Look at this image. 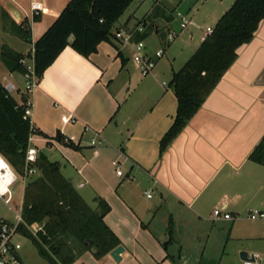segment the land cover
Returning <instances> with one entry per match:
<instances>
[{"label":"crops","instance_id":"1","mask_svg":"<svg viewBox=\"0 0 264 264\" xmlns=\"http://www.w3.org/2000/svg\"><path fill=\"white\" fill-rule=\"evenodd\" d=\"M70 1L0 0L2 39L19 37L13 28L32 22V44L22 39L26 49L0 46V75L7 82L0 85L18 84V99L25 79L8 71L2 48L24 54L25 63L33 65L34 43ZM34 3L43 10L33 22ZM125 27L117 23L114 34ZM145 34L153 54L160 48L149 40L158 33ZM165 56L166 51L154 74L144 77L130 62L131 50L122 51L115 38L89 57L68 46L31 95V123L38 133L31 146L45 154L44 147L68 149L65 144L73 139L85 152L84 171L77 170L85 181L76 189H85L82 197L93 209L97 198L107 202L111 210L104 221L124 248L120 262L111 253L97 257L87 251L73 264H244L242 252L264 259V219L249 216L253 210L264 212V166L250 160L264 138V20L199 111L161 152L178 106L170 86L158 80ZM70 113L76 121L65 124L63 116ZM58 134L63 145L51 142ZM93 139L99 140L95 146ZM72 159L79 167V159ZM216 209L232 219L215 218Z\"/></svg>","mask_w":264,"mask_h":264},{"label":"trees","instance_id":"2","mask_svg":"<svg viewBox=\"0 0 264 264\" xmlns=\"http://www.w3.org/2000/svg\"><path fill=\"white\" fill-rule=\"evenodd\" d=\"M132 0H71L54 24L34 43L32 59L38 81L45 71L68 47L89 57L102 42H112L114 29ZM153 21L147 30H157L158 21L173 9L157 1ZM39 17H35L37 21ZM264 20V0H235L232 7L219 19L209 35L177 72L169 83L177 98V113L173 125L161 140V152L183 131L202 107L206 99L238 57L239 49L249 44ZM31 23L15 26L13 30L25 42L32 44ZM147 28V26H145ZM146 33V31H145ZM136 41L145 40L146 34ZM139 34V33H138ZM123 63L126 58L121 53ZM1 59L11 73L25 75L28 68L22 61L25 55L7 46ZM28 95L18 100L0 85V155L21 179L26 177V155L32 133L30 119H25ZM38 134V133H37ZM66 146L79 150L72 141ZM250 160L264 166V138L255 148ZM34 167L38 176L27 177L23 195V220L38 223L43 231L37 237L21 230L37 247L49 264H73L83 253L97 248L103 257L117 247L120 241L104 219L111 208L97 198L93 209L82 197L71 180L61 172L57 162L39 153ZM86 243H92L90 247Z\"/></svg>","mask_w":264,"mask_h":264},{"label":"rangeland","instance_id":"3","mask_svg":"<svg viewBox=\"0 0 264 264\" xmlns=\"http://www.w3.org/2000/svg\"><path fill=\"white\" fill-rule=\"evenodd\" d=\"M157 1L163 3L169 10L173 9V12L168 13V19H166V17L159 19L162 27L159 31L154 30L155 34L156 32L158 33V40L153 38L149 40L151 45L158 46V49L160 48L166 51V56L159 64V68L163 70V74L160 75L161 77L158 78V80L161 83L166 82L167 85H169L173 71H179L201 45L203 32H205L208 27H215L219 19L232 7L235 0H132L118 23L127 26L125 29L129 31H133L139 26H147L144 30L146 31L151 27L153 11ZM182 18L191 23L183 30L181 28V23L183 22ZM170 30L177 33V37L172 41H169L168 38ZM3 42L9 46H15V48L22 47L23 49H26L24 48L25 44L20 36L10 39H2L0 37V46ZM127 55L130 56L128 52ZM130 62L133 65L132 56ZM19 76L20 78L22 77L21 75ZM2 78L3 75H0V82L6 85L7 82H4ZM16 85L18 86V84ZM22 88L24 90V87ZM12 96L16 99L19 98L17 92L13 93ZM56 140L57 136H55L51 142L54 144L57 143V145H63L60 142L58 144V140L57 142ZM44 153L52 162H58L61 164L62 174L67 179L71 180L75 187L77 184L85 181L82 178L83 175L81 176L79 174L80 172L77 171L79 169L84 171L82 165L85 162V157L84 161L82 160V157L85 156V152L82 153L80 150L71 147H68L67 149L64 147L62 148V146H53L52 149L51 147H44ZM74 156L79 159V167L72 163V157ZM108 172L110 171L108 170ZM26 181L27 179H25V181H19L16 184L17 193L11 203L12 209H10L3 200H0V221L7 220L13 223L15 222V212L18 210V207L23 200L24 187L27 183ZM79 192L85 198V189L80 190ZM89 204L92 205V203ZM15 240L22 245L23 257H27L24 264H49L39 254L37 247L29 237L17 235Z\"/></svg>","mask_w":264,"mask_h":264},{"label":"built area","instance_id":"4","mask_svg":"<svg viewBox=\"0 0 264 264\" xmlns=\"http://www.w3.org/2000/svg\"><path fill=\"white\" fill-rule=\"evenodd\" d=\"M43 10V5L41 3H34L32 5V12H33V22L34 18L41 15ZM183 22L181 23V28L186 29L191 23L188 20L182 18ZM32 23V22H31ZM146 27L139 26L133 31L126 30L125 28H121L115 32V39L120 43L122 51L124 50H131L132 61L141 73L142 76H150L153 75L157 66V62L165 55V51L163 49H159L155 51L153 54H150L147 51V44L145 41H136L135 40V33H143L145 32ZM214 28H207L205 32L204 40L213 33ZM177 37V33L175 31H169V41L174 40ZM28 68V73L24 75L25 84H24V94L28 95V100L26 102L25 108V119L31 120V115L33 111V102L31 100V95L38 87V80L36 78L34 72V65H27L25 61H22ZM164 86H167V83H163ZM6 90L13 94L18 91L17 86L14 83H9L6 87ZM63 121L65 124H71L76 121L75 116L70 113L68 115L63 116ZM32 133L29 139V148L26 155V177L21 179L12 169V167L7 163L6 167L0 168V175H6L9 171L13 173L14 179L10 185H8V191L0 196V200H3L6 205L9 206L10 209L11 203L14 200V197L17 193L16 191V184L19 181H25L27 177L38 176L39 171L34 167V164L37 162L39 151L36 147L31 146V142L37 137V133L32 125ZM88 130V128H86ZM73 139H70L72 141ZM73 142V141H72ZM92 145L95 146L99 143V140L93 139ZM113 166L116 168V173L118 176H123V171L120 163L118 161L113 162ZM151 197V196H149ZM15 222H10L7 220L0 221V264H24L26 261L22 255V245L20 242L15 240L17 235L26 236V234L21 230L24 227L28 233L33 236L37 237L40 232L43 231V226L35 223L32 225H28L23 220V200L20 203L18 210L15 212ZM215 218L224 219H232L229 213L222 214L221 209H216L214 211ZM251 220H261L264 219V212L259 210H253L250 213ZM244 264H263L262 259L259 255H248L247 260L243 261Z\"/></svg>","mask_w":264,"mask_h":264},{"label":"water","instance_id":"5","mask_svg":"<svg viewBox=\"0 0 264 264\" xmlns=\"http://www.w3.org/2000/svg\"><path fill=\"white\" fill-rule=\"evenodd\" d=\"M157 28L159 29L160 26L157 25ZM57 138H58V139L61 138L60 134L57 135ZM86 245H87L88 247H90V246L92 245V243H86ZM91 252L94 253L95 255H101V251H100L99 249H97V248H92V249H91ZM123 252H124V248H123L122 246H119V247H117L115 250H113V251L111 252V255H112V257L115 259V261L120 262V261H121V257H120V255H121ZM240 258H241L242 261L247 260V258H248V254H247L246 252H242V253L240 254Z\"/></svg>","mask_w":264,"mask_h":264},{"label":"clouds","instance_id":"6","mask_svg":"<svg viewBox=\"0 0 264 264\" xmlns=\"http://www.w3.org/2000/svg\"><path fill=\"white\" fill-rule=\"evenodd\" d=\"M6 167L2 160H0V168ZM14 179L13 173L9 171L6 175H0V196L4 195L8 191V185L12 183Z\"/></svg>","mask_w":264,"mask_h":264}]
</instances>
